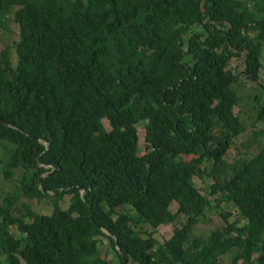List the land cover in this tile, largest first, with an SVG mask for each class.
Masks as SVG:
<instances>
[{
	"label": "trees",
	"instance_id": "trees-1",
	"mask_svg": "<svg viewBox=\"0 0 264 264\" xmlns=\"http://www.w3.org/2000/svg\"><path fill=\"white\" fill-rule=\"evenodd\" d=\"M15 5L16 65L0 51V149L6 177L23 173L0 201V264H111L98 236L120 264H224L228 253L227 264H264V144L225 159L245 131L233 112L239 78L227 65L243 53V74L258 81L264 0H0V26ZM256 107L264 121V104ZM195 174L214 179L215 201ZM21 197L52 210L38 213ZM220 201L240 218L190 237ZM161 225L172 226L163 242L154 237Z\"/></svg>",
	"mask_w": 264,
	"mask_h": 264
},
{
	"label": "rangeland",
	"instance_id": "rangeland-1",
	"mask_svg": "<svg viewBox=\"0 0 264 264\" xmlns=\"http://www.w3.org/2000/svg\"><path fill=\"white\" fill-rule=\"evenodd\" d=\"M18 8L17 5L13 6L11 9V13H9L6 17V21L0 26V51L3 49H7L10 54V60L13 66L16 65L17 62V54H16V43L18 41V24L13 19V12ZM249 8H254L252 4L249 5ZM192 31L200 30L199 27H192ZM188 34L185 35V39ZM260 61L262 63V67L259 70V79L258 81L249 80L244 74L243 70L245 67L244 63V54H240L239 56H233L228 62L227 68L232 72L236 73L239 81L234 85L235 91L240 95L241 99L237 105L233 106V112L239 116V118L245 124V131L230 141V147L226 153L225 159L231 165L237 163V159L250 156L253 153H256L259 146L264 144V121L258 118V114L256 113L257 107L256 105L264 104V48L261 53ZM256 97V98H254ZM262 102V104L260 103ZM144 121V120H142ZM102 123L106 130H109V124L106 119L102 120ZM137 132H138V153L139 155H143L147 152L146 143L144 140L145 130H144V122H140L137 124ZM6 153L0 149V201L4 198V196L13 193L18 185L19 180L22 177L23 170L15 169L14 174L10 177H6L3 172L2 165L6 161ZM185 160H190L193 155H183ZM228 164V165H229ZM211 168V162L205 161L200 165V170L207 172ZM220 177L228 178V173L220 174ZM201 175L195 174L193 176V182L195 187H197L201 194L208 197L212 202L215 201L216 197H219L220 194H209V187L213 183L214 179L212 177H207L203 179ZM20 202H26L29 204L31 209L38 213H49L52 210L51 203L46 200H37L28 199L25 197H21ZM69 202V195H65L63 200L60 202V206L62 208H66ZM177 208L176 202H172L170 204V210L174 212ZM117 210H120L118 208ZM126 210L130 211L131 215H134L133 210H129L126 207ZM221 212H225L229 214V216L224 219V217L220 214ZM240 218L238 209L235 205L230 202L220 201L218 208L207 207L203 213V215L199 218L198 224L193 228V231L190 237L193 236H202L206 237L211 230L221 228L225 221L231 222L235 219ZM27 220H31L27 218ZM182 222L183 220L179 218ZM179 223V222H178ZM143 230L151 231L152 228L144 224ZM14 231V228H11ZM172 234V226L171 225H161L155 229L154 237L159 241L163 242L167 240ZM141 236H144V233H140ZM98 248L100 251V255L103 258L111 261V264H120L117 253L113 245H111L109 239L106 236H98ZM257 254H254L255 258ZM230 253L225 254L221 257V263L227 264L230 260ZM237 264H241L239 261Z\"/></svg>",
	"mask_w": 264,
	"mask_h": 264
},
{
	"label": "water",
	"instance_id": "water-1",
	"mask_svg": "<svg viewBox=\"0 0 264 264\" xmlns=\"http://www.w3.org/2000/svg\"><path fill=\"white\" fill-rule=\"evenodd\" d=\"M38 164L40 165V166H42L43 164L41 163V159H40V157L38 158ZM48 167H50V166H48ZM51 171H49V172H46L44 175H49L51 172H53V171H55V168L54 167H51ZM41 181H39V187L41 188ZM42 189V188H41ZM48 194H50V192H47ZM105 233L106 234H108V235H110L109 234V232H107V231H105ZM115 239V238H114ZM116 240V239H115Z\"/></svg>",
	"mask_w": 264,
	"mask_h": 264
}]
</instances>
